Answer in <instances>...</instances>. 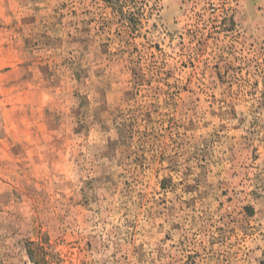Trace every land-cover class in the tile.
<instances>
[{
  "label": "rangeland",
  "instance_id": "rangeland-1",
  "mask_svg": "<svg viewBox=\"0 0 264 264\" xmlns=\"http://www.w3.org/2000/svg\"><path fill=\"white\" fill-rule=\"evenodd\" d=\"M0 264H264V0H0Z\"/></svg>",
  "mask_w": 264,
  "mask_h": 264
}]
</instances>
